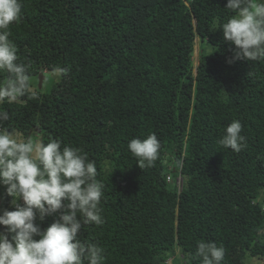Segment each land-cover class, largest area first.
<instances>
[{
	"label": "trees",
	"instance_id": "obj_1",
	"mask_svg": "<svg viewBox=\"0 0 264 264\" xmlns=\"http://www.w3.org/2000/svg\"><path fill=\"white\" fill-rule=\"evenodd\" d=\"M21 3L9 38L34 94L3 105L5 126L95 161L104 223L79 238L105 249L104 264H166L177 250L201 264V241L225 249L222 264L264 260V61L227 62V0ZM235 119L247 143L239 153L218 143ZM150 133L160 155L140 169L127 144ZM10 199L0 186V211Z\"/></svg>",
	"mask_w": 264,
	"mask_h": 264
},
{
	"label": "clouds",
	"instance_id": "obj_2",
	"mask_svg": "<svg viewBox=\"0 0 264 264\" xmlns=\"http://www.w3.org/2000/svg\"><path fill=\"white\" fill-rule=\"evenodd\" d=\"M224 9L231 15L219 29L234 45L227 62L264 61V0H227ZM21 16V0H0V186L12 208L0 211V264H104L105 249L79 238L84 225L104 223V184L97 179L95 161L58 138L45 143L5 126L10 115L3 105L34 94L29 66L20 62L9 38L10 26ZM242 128L238 119L233 120L218 143L241 152L247 147ZM161 147L156 133L127 144L140 169L155 164ZM46 217L58 219L42 227ZM195 256L201 264H222L225 249L201 241ZM184 264H191V254Z\"/></svg>",
	"mask_w": 264,
	"mask_h": 264
},
{
	"label": "rangeland",
	"instance_id": "obj_3",
	"mask_svg": "<svg viewBox=\"0 0 264 264\" xmlns=\"http://www.w3.org/2000/svg\"><path fill=\"white\" fill-rule=\"evenodd\" d=\"M199 55V42L198 40L196 41V45H195V53H194V63H195V66L198 65L199 63V60H198V56ZM196 68V67H195ZM48 71H43L41 73H43L44 75V78H43V85L42 87L44 88L45 84H46V80H47V73ZM40 74V73H39ZM33 82H35V77L33 78ZM36 86V85H34ZM38 86H39V82H38ZM169 179H171V177H168ZM178 186L180 189H182V182H183V179L182 177H178ZM178 251V250H177ZM177 251L174 253V254H171L170 258L168 259V261L166 262V264H184V258L181 255H177ZM180 252V251H179ZM181 253V252H180ZM245 263L244 264H264V260H261L259 258H256V257H245Z\"/></svg>",
	"mask_w": 264,
	"mask_h": 264
},
{
	"label": "water",
	"instance_id": "obj_4",
	"mask_svg": "<svg viewBox=\"0 0 264 264\" xmlns=\"http://www.w3.org/2000/svg\"><path fill=\"white\" fill-rule=\"evenodd\" d=\"M196 68H197V66H196ZM196 70H197V69H196ZM43 78H44L43 73H40V74H39V84H40V86L42 85Z\"/></svg>",
	"mask_w": 264,
	"mask_h": 264
},
{
	"label": "bare ground",
	"instance_id": "obj_5",
	"mask_svg": "<svg viewBox=\"0 0 264 264\" xmlns=\"http://www.w3.org/2000/svg\"><path fill=\"white\" fill-rule=\"evenodd\" d=\"M42 84H43V82H42ZM39 87H42V85L40 86V84H39Z\"/></svg>",
	"mask_w": 264,
	"mask_h": 264
}]
</instances>
